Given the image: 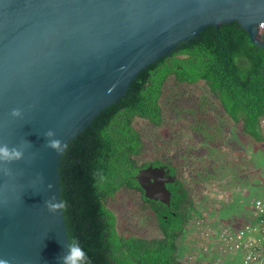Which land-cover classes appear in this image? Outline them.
<instances>
[{
	"label": "water",
	"instance_id": "obj_1",
	"mask_svg": "<svg viewBox=\"0 0 264 264\" xmlns=\"http://www.w3.org/2000/svg\"><path fill=\"white\" fill-rule=\"evenodd\" d=\"M232 23L264 52V0H0V141L32 143L28 162L13 166L20 175L0 173V257L58 264L68 238L63 212L49 214L43 202L60 199L68 144L124 97L140 72L207 27ZM13 108L22 119H10ZM48 130L66 145L60 153L44 147ZM168 173L137 171L145 198L170 205L165 184L175 179H165Z\"/></svg>",
	"mask_w": 264,
	"mask_h": 264
},
{
	"label": "trees",
	"instance_id": "obj_2",
	"mask_svg": "<svg viewBox=\"0 0 264 264\" xmlns=\"http://www.w3.org/2000/svg\"><path fill=\"white\" fill-rule=\"evenodd\" d=\"M263 67V50L249 41L238 23L207 27L198 37L180 43L170 57L164 56L140 72L125 96L68 144L59 165L60 199L67 205L63 217L68 238L79 240L91 264H212L180 255V241L189 223L200 218L183 181L172 186L174 217L169 215L166 222L158 211L166 207L157 204L162 229L157 237L120 232L107 202L120 192L135 199L138 192L143 193L135 175L148 164L137 161L143 144L132 124L135 118L153 127H160L165 120L179 121L188 130L177 129V135L192 133L190 136L199 139L201 130L213 133L217 127L213 120L219 121L223 114L239 125L243 135L264 143ZM168 80L177 90L167 91ZM198 82L205 84L210 95L197 92L196 96L182 88ZM220 124L222 128L224 124ZM220 135L213 137V143ZM182 154L175 151L170 158ZM162 158L156 159L163 162ZM176 162L174 166L165 164L178 173Z\"/></svg>",
	"mask_w": 264,
	"mask_h": 264
},
{
	"label": "rangeland",
	"instance_id": "obj_3",
	"mask_svg": "<svg viewBox=\"0 0 264 264\" xmlns=\"http://www.w3.org/2000/svg\"><path fill=\"white\" fill-rule=\"evenodd\" d=\"M182 88L196 96H199L197 92L210 95L203 82ZM166 89L174 91L177 87L168 80ZM213 121L217 124L213 128L214 135L208 129L201 130L199 139L190 136L192 133L189 132L177 135V129L188 130L179 121L165 120L160 127H153L139 118L132 122L141 134L143 144L138 163L163 157L174 166L177 161V174L200 215L199 219H192L180 241L182 259H199L212 264L219 259H230V245L221 242V234L249 227L253 222L254 201L264 202V143L257 144L243 135L239 125L223 114L219 121ZM220 122L224 124L222 128ZM218 135L213 143V137ZM175 151L184 154L171 159L170 155ZM137 200V197L120 192L114 200L107 202V207L115 212L120 232L126 236H159L153 231L154 221L137 208ZM132 213L138 216H132Z\"/></svg>",
	"mask_w": 264,
	"mask_h": 264
},
{
	"label": "clouds",
	"instance_id": "obj_4",
	"mask_svg": "<svg viewBox=\"0 0 264 264\" xmlns=\"http://www.w3.org/2000/svg\"><path fill=\"white\" fill-rule=\"evenodd\" d=\"M8 115L11 120L22 119L23 117V113L20 108L11 109ZM43 137L45 140L44 147L53 152L60 153L66 147L63 141L56 137V133L53 130L46 131ZM31 147L32 143L27 139H21L18 143L0 141V173L9 179H14L16 175H20L21 173L16 171L13 166L21 162H28L26 161V153ZM37 179L47 191H51L52 185L50 183L44 185L42 175L37 174ZM43 203L44 209L52 215L58 212H63L67 207L66 202L57 199L56 196H50L48 199L44 200ZM252 217L254 219V216ZM64 249L65 251L63 254L58 257V264H91L87 251L78 239L74 237L66 238ZM229 251L231 253L230 259H219L213 264H241V253L233 250L232 245H230ZM0 264H11V262L9 258L0 257Z\"/></svg>",
	"mask_w": 264,
	"mask_h": 264
},
{
	"label": "built area",
	"instance_id": "obj_5",
	"mask_svg": "<svg viewBox=\"0 0 264 264\" xmlns=\"http://www.w3.org/2000/svg\"><path fill=\"white\" fill-rule=\"evenodd\" d=\"M261 36L264 34V24L259 25ZM264 131V119L261 121ZM254 219L249 227L240 228L238 231H226L221 234V242L232 245L233 250L242 255L241 264L264 263V202L256 200L253 203Z\"/></svg>",
	"mask_w": 264,
	"mask_h": 264
},
{
	"label": "flooded vegetation",
	"instance_id": "obj_6",
	"mask_svg": "<svg viewBox=\"0 0 264 264\" xmlns=\"http://www.w3.org/2000/svg\"><path fill=\"white\" fill-rule=\"evenodd\" d=\"M144 163H147L148 165H146L145 167H143V169L151 166L153 168H164L165 170H168V174L164 175L165 179H168L169 176H172L175 181L173 183H167L165 184L166 189L169 190L171 197H170V205L166 206L162 203H160L159 201H152V200H147L148 202H145L144 200V191L141 194L140 192H138L136 194L138 200H137V208L139 210H142L143 214H146L151 220L154 221V226H153V231L155 233H159V236L162 234V229H161V225L159 223V217L157 215V204L159 205H163L166 208L163 209L162 207L158 208V211H160V215H162V217L164 218V220L167 222L169 215L173 216L175 215V212L172 210V198L174 197V195L172 194V186H177V182H182L180 178V176L176 173V171H172V169L165 163L161 162L158 159H152V160H147ZM142 169V168H141ZM140 187V186H139ZM141 188V187H140ZM142 189V188H141ZM185 189V188H184ZM147 199V198H146ZM134 213H132L133 216ZM139 237V236H138ZM149 237H155L153 235H147V236H143L142 238H149Z\"/></svg>",
	"mask_w": 264,
	"mask_h": 264
},
{
	"label": "crops",
	"instance_id": "obj_7",
	"mask_svg": "<svg viewBox=\"0 0 264 264\" xmlns=\"http://www.w3.org/2000/svg\"><path fill=\"white\" fill-rule=\"evenodd\" d=\"M264 132V131H263Z\"/></svg>",
	"mask_w": 264,
	"mask_h": 264
}]
</instances>
